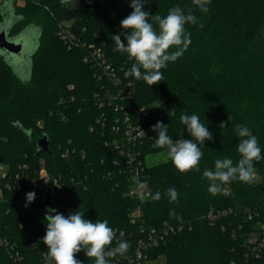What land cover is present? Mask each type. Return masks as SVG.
<instances>
[{
    "label": "trees",
    "instance_id": "16d2710c",
    "mask_svg": "<svg viewBox=\"0 0 264 264\" xmlns=\"http://www.w3.org/2000/svg\"><path fill=\"white\" fill-rule=\"evenodd\" d=\"M130 3L13 0L19 19L10 36L17 37L31 26L39 29L40 36L29 80L17 76L0 55V164L36 183L44 166L59 184V189L52 188L50 208L65 217L79 211L93 222L106 219L117 236L123 231L128 251L111 264H154L156 260L160 264H264V247L259 257L247 256V239L264 224V158L254 162L259 178L256 173L252 183L235 180L221 185L217 195L207 191L210 182L203 178L205 169L214 170L216 159L231 158L235 164L240 158L239 138L232 127L236 123L250 128L264 157V0H211L207 13L195 9L191 0L145 3L144 10L162 17L174 6L185 13L192 7L204 24L202 29L185 25L191 44L181 58L161 70L164 79L151 87L125 77L134 61L113 51L112 35L121 34L126 43L120 22L131 13ZM4 19L0 10V24ZM61 30L73 39L63 38ZM121 90L124 93L118 97ZM141 109H147L141 124L147 132L138 149L146 157L167 153L166 148L155 146L157 133L150 129L158 121L167 125L174 141L191 140L180 116L197 114L213 135L201 145L199 171L182 174L169 157L146 166L151 193L162 194L159 201L131 199V173L123 170L120 150L114 145L124 136L127 115L137 122ZM221 122L227 127L220 128ZM44 137L49 139L50 154L38 146ZM119 142L124 143L120 138ZM20 184L14 178L9 186L0 185V238L7 244H0V264H46L42 238L49 207L40 191L28 203V191ZM169 188L177 190L178 203H170L164 195ZM138 206L142 217L133 223ZM173 209L182 220L170 217ZM166 226L173 231L158 245L143 249L145 260H129L136 259L140 241H147L152 229L160 235ZM14 254H18L15 259ZM76 258L94 264L83 251Z\"/></svg>",
    "mask_w": 264,
    "mask_h": 264
},
{
    "label": "clouds",
    "instance_id": "9594fccd",
    "mask_svg": "<svg viewBox=\"0 0 264 264\" xmlns=\"http://www.w3.org/2000/svg\"><path fill=\"white\" fill-rule=\"evenodd\" d=\"M149 2L150 0H131L132 11L120 22L126 43L121 40V34L112 35L111 39L115 45L114 52L127 54L128 58L134 61L130 69L124 72V76L143 80L151 87L164 79L161 70L165 69L169 62L181 58L191 44V33L186 31L185 25H198L202 29L204 24L198 21L192 7H188L185 13L184 8L174 6L162 17L144 10L145 3ZM191 3L201 13H207L211 0H191ZM228 119L231 122L230 116ZM180 122L193 139L181 137L174 141L168 135L167 125L158 121L152 126V130L157 133L155 146L167 149L168 157L180 173L199 171V162L203 156L201 145L212 140L213 135L207 126L201 123L197 114H182ZM225 127L226 123L221 122L220 128ZM232 127L239 138L236 150L240 158L235 164L231 158L216 159L214 170H204L203 178L210 182L207 191L212 195L220 194L221 185L235 180L252 183L255 176L254 162L264 158L257 137L248 126L236 123ZM114 163L119 164V161ZM137 191L142 197L147 195L153 201L162 198L161 192L151 193L146 182L139 180ZM164 195L170 203H178L179 194L175 188L167 189ZM35 196V192L27 193V202H33ZM169 215L182 220L174 209L170 210ZM44 221L46 233L42 242L47 247L46 264H82L76 258V254L81 251L87 258L93 259L94 264H111L112 260L118 256L124 257L128 251L129 244L123 239L124 232L120 231L117 236L106 219L93 222L85 219L84 213L79 211L65 217L55 208L49 207L46 209ZM114 241L116 243L113 247Z\"/></svg>",
    "mask_w": 264,
    "mask_h": 264
},
{
    "label": "built area",
    "instance_id": "2783aa9c",
    "mask_svg": "<svg viewBox=\"0 0 264 264\" xmlns=\"http://www.w3.org/2000/svg\"><path fill=\"white\" fill-rule=\"evenodd\" d=\"M61 34L63 38L65 39H73L70 38L64 30H61ZM98 52L97 54H99ZM111 67L107 66L106 70H110ZM130 85V84H129ZM123 90H121L118 94V97L123 94ZM128 96H131V92H128ZM112 98V97H111ZM116 100V99H115ZM147 109H141L139 111V118L136 121H132V117L128 116L125 119L126 126L124 131V136L118 137L114 141V145H116V148L120 150L121 154V161L120 164H122V168L125 172L129 171L131 173V179H130V185H129V191L128 195L131 197V199L139 202H144L145 200H148L150 197L147 195H144L143 197L138 193L137 191V180L141 182H146L148 189L151 191V187H149V183L145 176V168L148 165L147 160L148 158L144 156L141 151L138 149L143 144L144 137L146 136L147 130L142 129L141 124L144 122L143 118L148 116L147 115ZM141 121V122H140ZM144 124V123H143ZM117 134L120 133L121 130L117 129ZM120 141H124L123 144H121ZM19 174H11L9 171V168L7 165L0 164V185L9 186L11 184V181L15 178L16 180H20V186H25L26 191L29 192H37L40 191L43 196L46 194L48 189L57 188L59 189V184L57 180H52L51 175L48 174L46 168L44 166L41 167L39 172V180L38 184L36 181L29 180L28 177L21 178ZM1 187V186H0ZM3 196L2 188H0V200ZM141 206H138L136 211L132 214V222L135 223L137 219L141 216ZM215 214L213 212L209 213V218L214 219ZM252 218V217H251ZM250 218V219H251ZM173 231L172 227L166 226L165 229H162V233L159 235L158 230L152 229V231L148 235L147 241H140V249L136 252L135 257L136 259H133L132 257L129 258L131 261H140L145 260L146 255L143 252V249H148V247H152L155 245H158V243L165 239L167 235ZM248 242V253L247 256L250 257H259V253L261 249L264 247V224L261 225V230L259 233L253 232L250 237L247 239ZM0 244L7 247L6 242L0 238ZM250 255V256H249ZM18 254H14L13 258H17ZM154 264H160V261L156 260L153 262Z\"/></svg>",
    "mask_w": 264,
    "mask_h": 264
},
{
    "label": "water",
    "instance_id": "95a60500",
    "mask_svg": "<svg viewBox=\"0 0 264 264\" xmlns=\"http://www.w3.org/2000/svg\"><path fill=\"white\" fill-rule=\"evenodd\" d=\"M18 19L19 18L17 17L16 21ZM16 21L11 25L5 24L4 21L2 22V24H0V53L7 55V57L9 58L8 61H10L12 64L15 63L14 59H17V57H18V59L21 60L22 56H27L26 54L29 51L28 48L30 47L29 46V38L31 37V33H32V32H28V31L31 30V28H34L37 38H39V36H40L39 29L34 27V26H31V27L25 29L21 34L17 35V37H11L9 32H10L12 26L16 23ZM37 45L38 44L35 45V50L32 52V55L36 51V49L38 47ZM32 55L30 58H32ZM21 63H23V61ZM31 67H32V61L30 62V69H29L30 74H31ZM14 71H15V69H14ZM15 73L17 74V76L19 75L16 71H15ZM30 77H31V75L29 76V78ZM29 78L27 80H29ZM23 80H25V79H23ZM38 146L42 150H44V152H46L47 154L51 153L50 147H49V139L47 137H44L41 140H39ZM54 194H55L54 191L50 188V189H48V191L44 195V204L47 207H50L51 202H52L53 197H54Z\"/></svg>",
    "mask_w": 264,
    "mask_h": 264
},
{
    "label": "rangeland",
    "instance_id": "374dc122",
    "mask_svg": "<svg viewBox=\"0 0 264 264\" xmlns=\"http://www.w3.org/2000/svg\"><path fill=\"white\" fill-rule=\"evenodd\" d=\"M20 4H23L21 1L19 2ZM14 7L15 5L13 4V0H0V10L1 12L4 14V22L7 25H11L13 24L16 19L17 16L14 13ZM28 32H32L31 33V37L29 38V48H28V52H27V56H22V59H14L15 63L12 64L10 61H8V57L7 55H4L2 53H0L1 56H4L5 60L8 61L9 63H11L13 65V68L15 69V71L21 76V78L27 80L29 78V74H30V60H31V55L32 52L35 50V45L38 44L39 42V38H37L36 34H35V29L31 28V30H29ZM17 60V61H16ZM23 61V63H21ZM17 62V63H16ZM28 69V70H27ZM157 107L156 104H153L151 106V108L155 109ZM150 129H152V126L150 127ZM153 131V130H152ZM168 155L165 152H156L154 154H150V156H148V160H147V164L150 165H154V164H158L160 162H164L167 159ZM257 172H255L256 175ZM258 174V173H257ZM257 177L259 178L260 175L258 174Z\"/></svg>",
    "mask_w": 264,
    "mask_h": 264
}]
</instances>
